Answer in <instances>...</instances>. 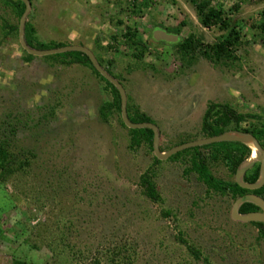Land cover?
Here are the masks:
<instances>
[{
	"label": "rangeland",
	"instance_id": "374dc122",
	"mask_svg": "<svg viewBox=\"0 0 264 264\" xmlns=\"http://www.w3.org/2000/svg\"><path fill=\"white\" fill-rule=\"evenodd\" d=\"M190 1L31 0L27 24L42 44L91 50L121 78L128 104L155 122L167 153L202 138L211 104L252 117L243 129L264 124V0H212L241 30L236 60L219 65L183 59L177 46L226 34L203 28ZM19 24L0 0V143L14 155V172L0 171V264H203L182 242L212 264H264V238L233 223L231 197L188 173L193 153L156 162L147 144L131 147L121 114L102 117L113 98L99 75L48 57L27 62L11 30ZM128 29L148 48L141 63L123 39ZM156 31L178 41L157 42ZM218 166L215 177L234 179ZM145 174L160 203L146 197Z\"/></svg>",
	"mask_w": 264,
	"mask_h": 264
},
{
	"label": "trees",
	"instance_id": "16d2710c",
	"mask_svg": "<svg viewBox=\"0 0 264 264\" xmlns=\"http://www.w3.org/2000/svg\"><path fill=\"white\" fill-rule=\"evenodd\" d=\"M5 2L7 6L13 9L18 19L21 20V17L25 12V5L18 0H5ZM190 4L194 8L197 15V19L203 28L210 29L212 27H219L222 31L224 30L226 34L220 37L214 45L207 46L203 45V38L197 37L196 35H190L187 39H181L177 43V46H179L183 51V59H186L188 61L193 60L196 54H199L201 57H204L206 60H209L216 65L227 63L232 64V61L236 60L233 55L235 48H238L241 44V30L238 21L229 18L226 19L227 17L225 15V12L221 9L213 7L212 0H191ZM144 6L147 7L148 5L144 3ZM239 11L240 8H236V12L238 13ZM257 27L253 26L252 29H257ZM258 29L264 33V23L260 25ZM11 30H13L19 35V27L11 28ZM180 30L181 29L178 28L174 31L167 32L169 34L179 35V33L181 32ZM25 32L27 44L32 49L38 51H48L66 47V45L62 44L40 43L34 36L33 30L28 24L26 25ZM123 39L125 41L126 46L130 47V49L133 50V58L139 63L143 62L148 48L143 43V41L139 39L138 35L131 31V29H128L127 33L123 36ZM47 59L56 60L64 66L79 65L85 68L92 69L94 72H96L89 58L81 53L57 55L54 57H48ZM25 60L27 62H30L34 60V57L27 55ZM98 62L103 67V63L100 60H98ZM105 70L123 85V81L121 80V78L114 75L110 71V69L105 68ZM99 77L107 85V88L109 89L113 98L112 103L104 105L102 109V117L104 119H108L107 117L111 114L112 111H117L119 114H121V98L119 92L115 89V87H113L109 82L104 80L100 75ZM128 100L130 101L129 97ZM127 110L129 119L132 123H148L156 125L155 122L152 121L144 113H141L137 109H133L130 103L128 104ZM245 118L252 119V117L250 116H242L236 114L235 111L228 106L211 104L208 107L203 118V137L205 139L218 137L228 131H231L234 128L233 120H235L236 124L239 125L244 121ZM122 124L124 127H126L123 122ZM245 131H250V133L255 138H257L260 143L263 144L262 147H264V124L260 125V128L254 131ZM130 134L132 143L131 147L136 148L145 143L150 147L151 151L153 152L154 134L151 130H130ZM183 144L186 143L183 142L179 145ZM7 148L8 147H6V142L2 141L0 143V171L5 176H8L14 172V155L12 153H9ZM201 151H205V153L210 151L209 156L206 155L207 153L204 155L200 154ZM191 153H193V157L191 159V166L188 170V173L198 175L199 180L206 185L209 191L214 192L216 194H220L222 196L232 195L235 199L237 195H243L244 193H247L246 191L241 189L235 182H224L215 178L210 170V167L212 163H216L217 161L222 160L226 167L231 171V173L235 174L239 166L250 156L251 150H249L243 145L238 144H214L203 148L186 150L175 155L173 159H177L181 156H187ZM155 161L159 162V160H157L156 158ZM24 165L27 166V161L24 162ZM259 178L260 167L256 166L255 169H253L248 174L246 182L256 183ZM141 184L144 187V193L148 199H150L154 203L161 202V198L157 193L155 185L151 182L149 174H145L141 178ZM255 225L261 229V237L264 238V225ZM182 243L187 246L189 252L196 261L203 262V264H212L209 259L204 258L200 251H198L194 247L189 246L185 242ZM14 264L24 263L17 261Z\"/></svg>",
	"mask_w": 264,
	"mask_h": 264
},
{
	"label": "water",
	"instance_id": "95a60500",
	"mask_svg": "<svg viewBox=\"0 0 264 264\" xmlns=\"http://www.w3.org/2000/svg\"><path fill=\"white\" fill-rule=\"evenodd\" d=\"M25 5V12L21 17L19 24V43L24 52L28 55L35 58H46L49 56H57L68 53H81L87 56L93 65L96 72L107 82H109L115 89L119 92L121 98V118L129 130H151L154 134L153 138V151L155 158L159 161L169 160L171 157L184 152L186 150H190L193 148L204 147L213 144L220 143H239L251 149V151H255L256 159H252L249 163H243L237 170L236 174V184L244 190L256 191L260 190L264 187V149L261 147L260 143L257 139L249 134H244L240 132H228L221 136L214 137L211 139H206L202 141H196L192 143L183 144L177 146L167 153H162L160 149V131L156 125L153 124H134L130 121L128 116V97L124 87L112 77L98 62L97 58L93 54L91 50L82 46H68L60 49L48 50V51H38L32 49L28 46L26 41V24L27 20L32 11V5L29 0H18ZM154 40L157 42H165V43H175L178 41V38L173 35H167L164 32L156 31L154 33ZM260 164V178L259 181L255 184H246L244 182V177L246 173L253 169L255 164ZM245 204H252L258 208H260L264 212V201L261 198L256 196H245L238 199L232 209V219L239 223H260L264 224V213H256V214H248V215H240V208Z\"/></svg>",
	"mask_w": 264,
	"mask_h": 264
},
{
	"label": "flooded vegetation",
	"instance_id": "af4514ba",
	"mask_svg": "<svg viewBox=\"0 0 264 264\" xmlns=\"http://www.w3.org/2000/svg\"><path fill=\"white\" fill-rule=\"evenodd\" d=\"M31 3V2H30ZM32 5V4H31ZM27 22H28V20H27ZM27 25V24H26ZM19 36V35H18ZM206 113V112H205ZM205 113H204V115H203V118H204V116H205ZM203 118H202V123H203ZM245 120H247L246 118L244 119V121ZM242 124H243V122L242 123H240L239 125L238 124H236V121L235 120H233V129L231 130V131H228V132H240V133H244V134H249V135H252L251 133H250V131L249 132H246L245 130H248V129H243L241 126H242ZM228 132H226V133H228ZM201 133H202V138L201 139H199V140H195V141H192V142H196V141H202V140H206L204 137H203V132H202V128H201ZM225 134V133H224ZM223 135V134H222ZM221 136V135H220ZM253 136V135H252ZM209 139H211V138H209ZM257 139V138H256ZM257 141H258V139H257ZM192 142H189V143H192ZM259 143H260V141H258ZM187 144V143H186ZM220 144H238V145H243V144H239V143H234V142H229V143H220ZM214 145V144H213ZM260 145H261V147H262V143H260ZM209 146V145H208ZM244 146V145H243ZM204 147H206V146H204ZM246 147V146H245ZM199 148H203V147H199ZM246 148H248V147H246ZM263 149H264V147H262ZM193 149H196V148H193ZM249 149V148H248ZM190 150H192V149H190ZM249 150H251V149H249ZM209 152L210 151H208V152H206L207 154L206 155H208L209 156ZM200 154H202V155H204L205 154V151H201V153ZM252 151H251V154H250V156L243 162V163H249L252 159ZM242 163V164H243ZM241 164V165H242ZM214 165V166H213ZM216 165H219L217 168H219L220 167V165L225 169V171H226V173H227V175L228 176H232L234 179L232 180V181H229V178L228 179H225V180H223V179H220V178H217V177H215V175L213 174V176L215 177V178H217L218 180H221V181H224V182H231V183H236V174H237V171H236V173L235 174H233V173H231V171L226 167V165L223 163V161L222 160H220V161H217L216 163H212L211 164V167H210V170H211V172H213L212 171V167H216ZM240 165V166H241ZM239 166V167H240ZM256 166H259L260 167V164L259 163H257V164H255V166L253 167V169H255V167ZM253 169H251V170H249L247 173H246V175H245V177H244V182L246 183V184H255V183H247L246 182V178L248 177V174L253 170ZM238 170V169H237ZM226 175V174H225ZM259 181V180H258ZM257 181V182H258ZM256 182V183H257ZM241 188V187H240ZM242 189V188H241ZM244 190V189H243ZM244 191H246L247 193L245 194H243V195H237V197H236V199L234 198V196H232V195H230V197H231V199H232V201L235 203L238 199H240V198H242V197H245V196H250V195H252V196H256V197H258V198H261L263 201H264V187L263 188H261L260 190H256V191H249V190H244ZM219 196H222V195H220L219 194ZM232 209H233V206L231 207V212H230V219L233 221V223H235L236 225H243V226H245V225H248V226H250V227H253L255 230H257V232H258V234L261 236V229L259 228V227H257L255 224H260V223H239V222H236V221H234L233 219H232ZM256 213H264L260 208H258V207H256V206H254V205H252V204H245V205H243L241 208H240V215H248V214H256ZM262 225H264V224H262Z\"/></svg>",
	"mask_w": 264,
	"mask_h": 264
},
{
	"label": "bare ground",
	"instance_id": "6f19581e",
	"mask_svg": "<svg viewBox=\"0 0 264 264\" xmlns=\"http://www.w3.org/2000/svg\"><path fill=\"white\" fill-rule=\"evenodd\" d=\"M251 159H256V153H255V151H252V158Z\"/></svg>",
	"mask_w": 264,
	"mask_h": 264
},
{
	"label": "clouds",
	"instance_id": "9594fccd",
	"mask_svg": "<svg viewBox=\"0 0 264 264\" xmlns=\"http://www.w3.org/2000/svg\"><path fill=\"white\" fill-rule=\"evenodd\" d=\"M68 47V46H67Z\"/></svg>",
	"mask_w": 264,
	"mask_h": 264
}]
</instances>
